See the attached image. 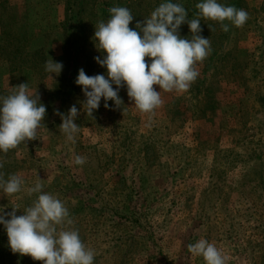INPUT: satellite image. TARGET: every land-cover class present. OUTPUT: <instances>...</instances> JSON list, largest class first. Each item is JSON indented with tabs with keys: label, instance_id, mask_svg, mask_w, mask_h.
<instances>
[{
	"label": "rangeland",
	"instance_id": "374dc122",
	"mask_svg": "<svg viewBox=\"0 0 264 264\" xmlns=\"http://www.w3.org/2000/svg\"><path fill=\"white\" fill-rule=\"evenodd\" d=\"M130 1L83 0L82 14L85 21L92 14L103 17L110 15L109 8ZM134 2L140 10L133 29L155 10L149 2L159 6L169 0ZM170 2L183 5L193 19L201 0ZM10 3L26 16L29 49L42 47L47 60L60 61V26L70 13L68 0ZM238 8L249 19L228 32L226 47L248 70L240 68L235 79L221 78L216 107L207 105L203 93L161 90L163 104L149 120L125 93L119 110L100 107L94 119L75 121L80 125L75 144L60 132L61 120L56 125L44 118L38 139L13 149L16 162L10 164L11 154L0 152L5 179L19 174L25 181L12 196L0 189V211L17 207L16 214L22 215L37 198L27 189L38 176L42 191L64 202L73 220L65 227L77 229L86 247L95 251L94 264H205L188 251L201 238L213 243L227 264H264V0H241ZM77 65L80 70L81 63ZM7 69L0 61V89L27 83L45 104L44 92L55 74L39 85V76L32 78L26 71L24 77H10ZM83 96L77 91L68 100L80 112L79 119H86L80 108ZM77 155L86 158L83 165L75 164ZM0 264L43 262L13 254L0 224Z\"/></svg>",
	"mask_w": 264,
	"mask_h": 264
},
{
	"label": "clouds",
	"instance_id": "9594fccd",
	"mask_svg": "<svg viewBox=\"0 0 264 264\" xmlns=\"http://www.w3.org/2000/svg\"><path fill=\"white\" fill-rule=\"evenodd\" d=\"M195 8L198 10L196 18L188 19L185 7L169 0L156 7L149 18L137 21L135 29L129 27L134 19L129 8H109L110 19L95 25L93 37L96 49L106 53L103 58H94L106 68V76H89L81 68L75 80L86 98L82 108L88 117L94 119L93 113L100 107L102 98L105 108L109 100L121 108L123 101L119 90L126 87L135 108L142 114H149L151 120L155 110L163 104L161 90L188 91L199 76L196 65L211 54L210 39L200 35L201 19L219 22L224 32L229 31V23L241 28L249 19L246 10L225 6L218 0H201ZM185 23L190 29V38L180 36L179 29ZM209 28L214 31L211 25ZM44 67L47 73L59 76L63 64L51 58ZM154 85H158L160 91ZM12 88L11 94L0 96V152L5 155L21 144L38 139L47 112L38 92H30L27 83ZM56 114L62 121L58 127L60 132L67 142L75 144L80 131V125L75 123L80 114L77 107L72 105L66 114ZM74 162L83 165L86 158L77 155ZM3 166L0 162V169ZM40 180L37 176L34 186L27 189L29 196L38 195L22 215L16 214L17 207L7 213L0 211V224L6 230L11 252L30 256L43 264H94L95 251L86 247L77 229L65 227L73 225V220L64 202L43 192ZM24 184L19 174H10L5 179V174L0 172V189L6 196L21 192ZM188 251L202 257L205 264H227L228 258L207 239L189 244Z\"/></svg>",
	"mask_w": 264,
	"mask_h": 264
},
{
	"label": "trees",
	"instance_id": "16d2710c",
	"mask_svg": "<svg viewBox=\"0 0 264 264\" xmlns=\"http://www.w3.org/2000/svg\"><path fill=\"white\" fill-rule=\"evenodd\" d=\"M240 1L241 0H225L223 1V5H232L238 8ZM82 2L83 0H68L66 8L70 9V13L65 15V19L60 26L62 36V59L58 62L63 64V69L60 75L55 77V80L52 81L51 85L46 88L44 92V105L47 109L45 120H51V124L55 123L57 125L58 122H60L61 117L56 114L57 112L65 114L68 112L70 109L69 106L71 107L69 104L71 96H74L77 91L82 93V88L75 83L79 70L77 64L81 63V68H83L89 76L96 74H104L106 76V68L100 66L94 59L97 56L103 58V55L106 53H101L96 49L93 37L95 25L99 21L107 22V20L110 19V15L97 17L92 14L85 21L81 9ZM147 6L151 8L158 7L156 3L152 4L151 2H149ZM125 7L131 9L130 11L133 16H137V12L140 10L134 0L130 1ZM16 10L17 8L10 3V0H0V61L7 64V72L10 77L12 74L18 76L22 75L24 77L25 72L28 71L31 73L30 75L32 78L39 76L37 82L40 85L42 82H46L50 77V73H47L44 67L47 61L46 51L42 47L34 50L29 49L30 33L27 24L24 22L26 16L24 14L21 15ZM5 16H8L6 20L4 19ZM134 18L138 19V17ZM225 23L229 22L225 21ZM209 25H211L214 31L210 30ZM129 27H131V23ZM234 27L235 26L229 23V31L234 29ZM201 28L202 32L200 35L210 39L212 51L202 63H198L200 64V67L197 69L199 76L189 90L194 93H203L205 100L208 102L207 105H215L216 107L218 104V101H216V92L221 89L219 85L221 78L235 79L237 76L241 75L240 68L244 67L246 70L248 69L244 61L241 60L240 63H237L236 59H233V57H236L235 54H233L234 50L226 47L227 34L229 31L224 32L219 22L201 19ZM179 33L183 38L191 37L188 25ZM238 53L243 56L246 55L244 50H240ZM73 57L76 59L72 63L71 58L73 60ZM145 59L150 62V58L146 57ZM213 86H216L215 89ZM12 87H14L13 83L7 90L0 89V96L11 94L13 91ZM113 87L115 88L116 86L113 85ZM125 93H127L126 87L121 88L119 90L120 98ZM82 98L84 100L86 99L85 96ZM42 101L40 102L42 103ZM197 103L198 100L195 104ZM108 105L106 111L118 109L111 100L108 101ZM100 107L105 108L103 98L101 99ZM120 107H122V105ZM80 108L82 109V105H80ZM99 108L94 111L95 114ZM84 111L85 109L83 108L81 112L84 114ZM52 112L55 113L53 118L50 117ZM85 115L86 119L77 118L75 121L87 120L90 118L87 114ZM9 153L11 154L8 159L10 164L16 162L17 159L14 156L15 151L9 150ZM8 172L10 173V171Z\"/></svg>",
	"mask_w": 264,
	"mask_h": 264
}]
</instances>
